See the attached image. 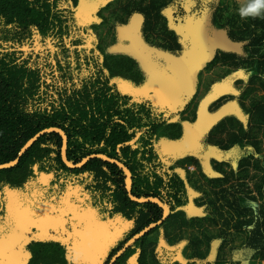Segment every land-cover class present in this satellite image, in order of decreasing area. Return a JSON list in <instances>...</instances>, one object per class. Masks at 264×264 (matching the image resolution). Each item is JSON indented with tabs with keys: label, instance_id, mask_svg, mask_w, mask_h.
Instances as JSON below:
<instances>
[{
	"label": "trees",
	"instance_id": "16d2710c",
	"mask_svg": "<svg viewBox=\"0 0 264 264\" xmlns=\"http://www.w3.org/2000/svg\"><path fill=\"white\" fill-rule=\"evenodd\" d=\"M107 1L0 0V161L16 159L24 144L38 131L57 126L68 135L71 163H79L92 153H106L129 166L134 174L133 194L141 199L160 198L170 207L171 214L114 264H171L174 252L168 250L165 242L161 244L160 236L165 231L164 237L170 235L169 225L188 224L187 210L193 203L205 207L201 209L206 210L205 217L217 226V232L210 234L206 225L192 231L189 258L174 264H240L242 260L264 264V202L257 203L258 198L264 199V168L255 165L261 170L254 188L257 194L246 183L251 162L242 159V171H238L240 183L232 185V189L223 187L216 200L207 188L193 184L204 192L195 198L188 184L191 182L160 151L159 131L193 105L201 87L202 70L192 73L197 77L195 94L188 96L181 110L170 111L152 97L134 94L129 89L128 82L141 87L145 80L138 61L109 52L106 41L92 32L103 25L114 29L117 23L126 24L128 18L140 15L145 40L176 55L183 40L178 30L181 26L185 28L186 21L199 13L201 7L211 5L215 10L212 22L231 41L242 44V48L231 52L217 51L211 66L230 63L234 68L243 67L249 85L259 86L264 93V14L247 18L242 24H236V18L230 16L221 23L223 1L217 7L215 3L192 0L191 7L189 0H116L120 6L105 17ZM234 2L240 8L244 0ZM188 81L189 78L185 89L192 93L195 90H188L191 87ZM227 99L218 98L211 111L218 114ZM240 105L247 115V130L243 126L236 129L233 117L226 116L213 126L208 142L224 151L244 145L251 153L260 154L264 151V97H257L250 105L241 101ZM63 142L59 131L38 138L18 165L0 169V190H25L27 184L37 183L43 192L42 203L56 205L65 196L85 213L86 218L78 221L70 206L69 229L73 228V222L77 229L86 230L88 226L87 232L93 233L98 221L106 223L98 228L100 232L111 234L105 241L97 237V245L101 240L105 245L100 251L94 243L87 260L74 257L70 241L34 240L27 264H109L125 242L150 223L163 219V208L157 202L133 201L127 189V171L105 157L90 158L79 167L67 166L62 158ZM188 161L199 165L196 160ZM217 168L220 176L216 183L222 182L220 178L232 180L235 175V171L227 174L222 164ZM257 176L254 174L252 178L255 180ZM31 191L26 190L25 194ZM233 229L245 234L242 251L238 253L241 257L231 263L225 257H211L212 241L222 235L221 248H224Z\"/></svg>",
	"mask_w": 264,
	"mask_h": 264
},
{
	"label": "rangeland",
	"instance_id": "374dc122",
	"mask_svg": "<svg viewBox=\"0 0 264 264\" xmlns=\"http://www.w3.org/2000/svg\"><path fill=\"white\" fill-rule=\"evenodd\" d=\"M221 1H223V5L220 3ZM203 2L212 5L215 3L217 7L220 5L224 7L219 16L222 18L221 23L227 20L223 18L229 16L236 18V24H242L245 20L240 17L239 7L234 0H204ZM188 4L192 7L194 2L189 0ZM119 6L120 4L116 0L107 1L104 5V16L110 17L111 12ZM207 6L209 8L201 7L199 13L186 21L185 28L181 26L178 30L183 40L182 48L177 51L176 55L164 52L145 40L140 15L128 18L126 24L117 23L114 29L103 25L98 31L92 30V32L97 38H103L106 41L109 52L128 55L138 61L145 80L141 87L128 82L129 89L131 88L130 90L134 94L146 95L154 100H157L158 97L174 99L173 108L168 107L171 111L181 110L188 101V96L191 97L195 94L197 77L196 75L192 76V73H195L199 68L202 70V82L197 99L179 118L159 131L158 143L162 155L174 163L187 177L188 182H191L188 184L191 186L195 198L203 196L204 192L193 187V184L207 188L211 198L216 200L223 187L232 189V185L241 182L238 180V176L242 171L240 167L242 159L251 162L248 167L246 183H248L249 189L255 191V185L259 183L261 176L260 168H256L255 165L259 166L260 164L264 168V151L260 154L251 153L244 145L224 151L220 147L209 144V133L213 126L226 116L233 117L236 129L243 126L244 130H247V115L242 111L240 102L244 101L250 105L251 101L257 97H264V93L259 86L249 85L247 74L242 73L243 67L234 68L230 63L228 65L231 67L222 63H217L214 67L211 66L217 51L231 52L242 48V44L231 41L227 33L212 22L215 10L211 8V5ZM187 78H189L188 83L191 86L188 90L193 91V88L195 90L192 93H188L185 89ZM154 90L157 91L154 92ZM167 91H171L175 95L172 96ZM223 96L228 98L222 108L226 110L217 122H213V118L220 112L215 114L210 107ZM161 102L169 103L167 100ZM249 149L252 150L251 147ZM192 159L199 162V165L188 161ZM220 164L225 167L227 174L235 171L232 180L227 181L225 178H220L221 183L215 182L217 176H220L217 168ZM254 174L258 175L255 180L252 178ZM36 184H27L28 187H25V190L11 188L0 190V264H27L32 257L34 240L55 238H59L62 242L70 241L69 249L74 257L81 256L82 259L87 260L97 237L99 236V239L105 241L111 234L110 231L102 233L98 229L106 223L96 221L94 226L97 230H93V233L87 232L88 226L86 230L77 229L73 222V228L69 229L67 227L69 207H72L73 217L78 221L86 218L85 213L80 212L78 205L70 202L65 196L56 205L47 201L42 203L43 192ZM26 190L32 191L25 194ZM254 194L257 192L255 191ZM207 199L204 197V201L209 202ZM247 200L255 206L257 203L263 204L264 202V199L261 198H258L257 203ZM201 208L205 207L193 203L187 210L188 224L182 225V227H179V224L169 225L167 231L170 235L164 237L162 234L166 231L161 234V244L165 242L169 247L168 250L174 252L171 264H174V261L183 263L189 258L187 254L192 249V245L189 246L191 243L189 234L192 231H197L198 228L206 225L210 234L214 235L217 232V226L208 217H205L206 210ZM244 236V233H238L233 229L224 248H221L223 236L215 238L212 241L214 245L210 251L211 257L214 259L225 257L228 263L234 261L238 256L241 257L238 253L242 251ZM102 240H98V245L96 243L100 251L105 245ZM186 246L187 249L184 250ZM240 264L250 263L248 260H242Z\"/></svg>",
	"mask_w": 264,
	"mask_h": 264
},
{
	"label": "water",
	"instance_id": "95a60500",
	"mask_svg": "<svg viewBox=\"0 0 264 264\" xmlns=\"http://www.w3.org/2000/svg\"><path fill=\"white\" fill-rule=\"evenodd\" d=\"M226 109H222L220 111V113L215 116L213 118V122H217L220 117L222 116V114L225 112ZM50 131H59L63 134V138H64V142H63V147H62V158L64 160V162L66 163L67 166L69 167H79L82 166L84 163H86L87 161H89L90 158H94V157H105L106 159L116 162L118 163L120 166H122L128 173V177H129V183H128V193L130 198L138 203H148V202H157L160 204V206L163 208V212H164V217L163 219H160L158 221H154L152 223H150L148 226H146L144 229H142L140 232H138L137 234H135L130 240L127 241V243H125L115 254L114 256L110 259L109 264H114L117 260L118 257H120L127 249H129L133 244H135L140 238H142L143 236H145L146 234H148L149 232H151L154 228L158 227L159 225H162L165 220L167 219V217L170 216L171 214V209L169 206H167L165 203L162 202V200L158 197H149V198H145V199H141L137 196H135L133 194V187H134V174L133 171L131 170V168L129 166H127L123 161H121L118 158L115 157H111L106 153H92L89 154L84 160H82L79 163H71L70 160L68 159V153H67V149H68V135L66 134V132L57 126H50V127H46L40 131H38L33 137H31L25 144L24 146L21 148L20 154L19 156L11 161L2 163L0 161V169H5V168H10V167H14L16 165H18L21 161L22 155L27 151V149L29 147H31L38 138H40L42 135L50 132Z\"/></svg>",
	"mask_w": 264,
	"mask_h": 264
},
{
	"label": "clouds",
	"instance_id": "9594fccd",
	"mask_svg": "<svg viewBox=\"0 0 264 264\" xmlns=\"http://www.w3.org/2000/svg\"><path fill=\"white\" fill-rule=\"evenodd\" d=\"M264 14V0H244L239 8L242 19L256 18Z\"/></svg>",
	"mask_w": 264,
	"mask_h": 264
},
{
	"label": "flooded vegetation",
	"instance_id": "af4514ba",
	"mask_svg": "<svg viewBox=\"0 0 264 264\" xmlns=\"http://www.w3.org/2000/svg\"><path fill=\"white\" fill-rule=\"evenodd\" d=\"M157 99V101L159 102V103H161V104H163L164 105V108H166V109H168V107H170L171 106V108H173L172 106H174V103L172 104V102L173 101H175L174 99H172V98H166V97H161V100L159 101L158 100V98H156ZM163 100H167L169 103H162L161 101H163ZM156 100H154V102H155ZM170 110V109H169ZM171 111V110H170ZM173 112H175V110H173ZM132 238V237H131ZM130 238V239H131ZM129 239V240H130ZM125 243H127V242H125ZM124 243V244H125ZM134 245V244H133Z\"/></svg>",
	"mask_w": 264,
	"mask_h": 264
}]
</instances>
